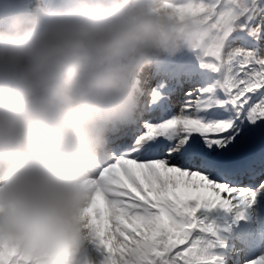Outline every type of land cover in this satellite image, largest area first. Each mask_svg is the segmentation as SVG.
<instances>
[{"label":"snow or ice","instance_id":"6c2138e0","mask_svg":"<svg viewBox=\"0 0 264 264\" xmlns=\"http://www.w3.org/2000/svg\"><path fill=\"white\" fill-rule=\"evenodd\" d=\"M177 2L205 29L140 82L95 173L92 237L105 264H264V0ZM16 256L0 243V264Z\"/></svg>","mask_w":264,"mask_h":264},{"label":"clouds","instance_id":"9594fccd","mask_svg":"<svg viewBox=\"0 0 264 264\" xmlns=\"http://www.w3.org/2000/svg\"><path fill=\"white\" fill-rule=\"evenodd\" d=\"M203 13L177 0H31L0 22V243L14 264H105L87 209L140 82L194 50Z\"/></svg>","mask_w":264,"mask_h":264},{"label":"bare ground","instance_id":"6f19581e","mask_svg":"<svg viewBox=\"0 0 264 264\" xmlns=\"http://www.w3.org/2000/svg\"><path fill=\"white\" fill-rule=\"evenodd\" d=\"M154 114V113H153ZM153 117H154V121L156 120L155 118H157L158 117V115H153Z\"/></svg>","mask_w":264,"mask_h":264}]
</instances>
